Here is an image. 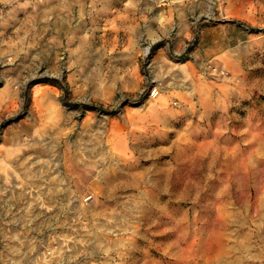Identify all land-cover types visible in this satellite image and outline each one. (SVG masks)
<instances>
[{
  "label": "rangeland",
  "instance_id": "rangeland-1",
  "mask_svg": "<svg viewBox=\"0 0 264 264\" xmlns=\"http://www.w3.org/2000/svg\"><path fill=\"white\" fill-rule=\"evenodd\" d=\"M45 1L0 0V264L257 249L264 0H205L188 35L142 38L134 56L125 37L90 33L102 18L44 34Z\"/></svg>",
  "mask_w": 264,
  "mask_h": 264
},
{
  "label": "crops",
  "instance_id": "crops-1",
  "mask_svg": "<svg viewBox=\"0 0 264 264\" xmlns=\"http://www.w3.org/2000/svg\"><path fill=\"white\" fill-rule=\"evenodd\" d=\"M204 2L205 0H54L45 1V6L38 9L37 16L40 21L45 20L44 27L40 29L49 36H60L62 22L79 17L80 14L86 15L92 22L94 19L102 18L105 21L104 25L99 29L91 26L90 33L94 35L95 30H101L104 36L125 37L121 50L128 51L134 56L138 52L137 45L142 38L154 45L164 39L168 41L167 36L172 31H175V35L179 37L188 35L190 25L188 21ZM197 13V18L205 17L201 16L200 12ZM68 31L71 33V29ZM180 44L181 41L176 45L172 44L177 54L182 52ZM171 51L168 47V52ZM157 56H159L158 51L154 53V57ZM257 224V228L264 227V222ZM255 244L257 249H253L254 245H251L250 251H245L244 255L240 254L236 258L197 255L193 259H181V262L183 264H264V238L256 240ZM242 248L245 249L246 244H243Z\"/></svg>",
  "mask_w": 264,
  "mask_h": 264
},
{
  "label": "bare ground",
  "instance_id": "bare-ground-1",
  "mask_svg": "<svg viewBox=\"0 0 264 264\" xmlns=\"http://www.w3.org/2000/svg\"><path fill=\"white\" fill-rule=\"evenodd\" d=\"M147 51V50H146Z\"/></svg>",
  "mask_w": 264,
  "mask_h": 264
}]
</instances>
